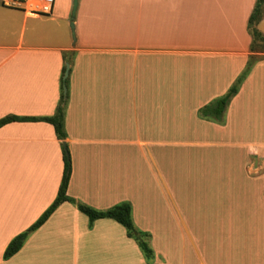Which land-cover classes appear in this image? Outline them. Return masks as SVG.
<instances>
[{
	"label": "crops",
	"instance_id": "crops-1",
	"mask_svg": "<svg viewBox=\"0 0 264 264\" xmlns=\"http://www.w3.org/2000/svg\"><path fill=\"white\" fill-rule=\"evenodd\" d=\"M256 0H0V119L50 117L64 96L68 195L129 202L147 260L112 219L63 203L9 260L8 244L57 197L64 147L46 122L0 128V264H264V58L224 123L199 111L228 93L251 52ZM264 34V18L258 25ZM66 72V71H65Z\"/></svg>",
	"mask_w": 264,
	"mask_h": 264
},
{
	"label": "trees",
	"instance_id": "trees-1",
	"mask_svg": "<svg viewBox=\"0 0 264 264\" xmlns=\"http://www.w3.org/2000/svg\"><path fill=\"white\" fill-rule=\"evenodd\" d=\"M264 18V0H256L255 7L252 11V14L249 18L248 30L252 36L251 52L256 53L257 47H262L264 52V34L259 30L258 25ZM261 45V46H260ZM64 60L67 64L71 63L72 54L64 55ZM258 61L257 58L252 55L248 61L245 71L240 75L236 80L234 85L230 88L228 93L216 100L212 101L210 104L204 106L199 111V115L202 118L217 122L219 124L224 123L225 112L232 101V99L238 94V91L243 84L244 80L250 73L252 67ZM64 69V74H65ZM68 86V79H62V86ZM67 105V98L62 96L61 102L56 110V113L50 117H20V116H7L0 119V128L15 122H46L51 124L56 132L58 139L63 142L64 147V160H65V169L63 178L60 184V188L57 194L56 199L51 204V206L44 212V214L25 232L17 235L7 246L3 259L9 260L14 255H16L24 246L25 242L29 236L42 227L52 214L62 205L63 203H71L75 205L78 210L86 215L90 223L93 224L97 220L101 219H112L119 224H121L127 231L129 238H132L137 242L142 251L144 257L149 261L154 257V251L150 246L149 239L150 234L138 229L132 218V205L129 202H124L115 205L114 207L108 210H96L86 204L77 202L74 198L68 195V186L70 182L71 172H72V162L70 154L66 145L64 146L65 140L67 138V133L65 129V110Z\"/></svg>",
	"mask_w": 264,
	"mask_h": 264
},
{
	"label": "built area",
	"instance_id": "built-area-1",
	"mask_svg": "<svg viewBox=\"0 0 264 264\" xmlns=\"http://www.w3.org/2000/svg\"><path fill=\"white\" fill-rule=\"evenodd\" d=\"M6 6H21L26 3L33 5L35 11L50 14L53 10L55 0H2Z\"/></svg>",
	"mask_w": 264,
	"mask_h": 264
},
{
	"label": "water",
	"instance_id": "water-1",
	"mask_svg": "<svg viewBox=\"0 0 264 264\" xmlns=\"http://www.w3.org/2000/svg\"><path fill=\"white\" fill-rule=\"evenodd\" d=\"M78 1L79 0H73V12H72V22H71V29H72V37L73 40L76 41V34H75V24H74V20L76 18V11L78 8ZM69 71H70V65L67 64L66 65V72H65V76L64 79L66 80L69 76ZM67 94H68V89L67 86H64V96L65 98H67ZM65 148H66V144H64Z\"/></svg>",
	"mask_w": 264,
	"mask_h": 264
},
{
	"label": "rangeland",
	"instance_id": "rangeland-1",
	"mask_svg": "<svg viewBox=\"0 0 264 264\" xmlns=\"http://www.w3.org/2000/svg\"><path fill=\"white\" fill-rule=\"evenodd\" d=\"M262 51H263L262 47L258 46L257 47V52H256L257 54L254 55V57L257 58L258 60L263 59L264 58V52H262Z\"/></svg>",
	"mask_w": 264,
	"mask_h": 264
}]
</instances>
